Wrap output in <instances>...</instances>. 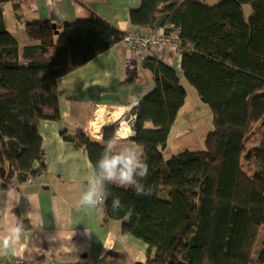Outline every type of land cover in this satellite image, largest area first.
Wrapping results in <instances>:
<instances>
[{"label": "trees", "instance_id": "16d2710c", "mask_svg": "<svg viewBox=\"0 0 264 264\" xmlns=\"http://www.w3.org/2000/svg\"><path fill=\"white\" fill-rule=\"evenodd\" d=\"M26 2L0 0L11 4L17 20ZM245 6L251 10L248 19ZM129 22L141 29H162L166 36L177 30L183 78L209 107L213 131L205 138L204 151L164 159L186 92L172 68L146 59L142 66L152 73L154 88L130 112L131 141L147 154L149 175L142 183L152 194L137 196L131 187L109 185L105 217L121 221L124 235L147 245L146 264H264V130L257 146L246 147L251 127L264 119V0H222L213 6L198 0H141L130 11ZM25 30L38 43L20 48L0 9L3 188L45 171L37 123L59 120L58 79L124 36L96 16L63 24L56 41L50 24L27 21ZM115 127L103 130L100 141L83 129L63 131L61 137L84 148L94 166ZM114 197L120 198L123 211L112 212Z\"/></svg>", "mask_w": 264, "mask_h": 264}, {"label": "crops", "instance_id": "0c3cea01", "mask_svg": "<svg viewBox=\"0 0 264 264\" xmlns=\"http://www.w3.org/2000/svg\"><path fill=\"white\" fill-rule=\"evenodd\" d=\"M186 1V0H182ZM209 6L218 0H198ZM221 1V0H220ZM141 0H27L21 18H15L11 4H0L6 30L19 47L30 44L25 22L54 25L58 34L65 23L84 21L91 16L113 25L123 34L157 36L162 29L148 30L129 22V13ZM57 35L53 32V40ZM177 34L173 29L168 36ZM37 44L38 41L32 40ZM146 59H155L172 68L182 85L181 54L177 43L161 49L152 47L138 57L120 43L93 58L57 81L59 120H40L37 132L46 169L31 183L3 188L0 181V237L23 222L29 228L15 245L0 251V264H146L147 245L122 233V223L107 219L103 208H86L79 197L92 165L84 148L74 147L61 132L83 129L100 141L103 130L115 127L114 137L133 143L130 112L153 88V75L143 68ZM128 115V136L118 131ZM150 129L151 125L146 124ZM154 252L150 254L153 258Z\"/></svg>", "mask_w": 264, "mask_h": 264}, {"label": "clouds", "instance_id": "9594fccd", "mask_svg": "<svg viewBox=\"0 0 264 264\" xmlns=\"http://www.w3.org/2000/svg\"><path fill=\"white\" fill-rule=\"evenodd\" d=\"M147 159V154L140 146L125 143L117 137L108 139L99 159L88 172L86 185L79 197L80 205L92 209L103 208L111 195L109 185L131 187L137 196H150L151 188L142 183L149 175ZM124 207L119 197L112 199V212L123 211ZM126 214L131 217L133 210L129 208ZM22 233V223L10 227L7 235L0 237V251L13 247Z\"/></svg>", "mask_w": 264, "mask_h": 264}, {"label": "rangeland", "instance_id": "374dc122", "mask_svg": "<svg viewBox=\"0 0 264 264\" xmlns=\"http://www.w3.org/2000/svg\"><path fill=\"white\" fill-rule=\"evenodd\" d=\"M250 13V7L245 6L244 15L246 19ZM30 42L34 43L32 40ZM182 86L186 92V99L168 134L167 148L163 151V157L166 160L184 151H204L205 138L213 131V117L209 107L199 100L195 89L184 79H182ZM128 118V115L124 117L121 120L122 123L126 124ZM263 130L264 119L251 127L246 140L247 148L258 145ZM242 165L244 167L246 165L244 160H242ZM260 242L261 237L257 239V244ZM257 253L258 248H255L253 256H256Z\"/></svg>", "mask_w": 264, "mask_h": 264}, {"label": "built area", "instance_id": "2783aa9c", "mask_svg": "<svg viewBox=\"0 0 264 264\" xmlns=\"http://www.w3.org/2000/svg\"><path fill=\"white\" fill-rule=\"evenodd\" d=\"M176 36L173 41L170 37L161 33L157 36H144V35H132L124 34L122 40L119 42L123 47L131 49L136 56L140 57L142 52L151 49L152 47L161 49L167 44L174 42L176 44ZM33 178L29 177L25 182L31 183ZM17 264H23L22 261H19Z\"/></svg>", "mask_w": 264, "mask_h": 264}, {"label": "bare ground", "instance_id": "6f19581e", "mask_svg": "<svg viewBox=\"0 0 264 264\" xmlns=\"http://www.w3.org/2000/svg\"><path fill=\"white\" fill-rule=\"evenodd\" d=\"M129 132H130L129 126L127 124H122L118 131V134L124 137V136H128Z\"/></svg>", "mask_w": 264, "mask_h": 264}, {"label": "water", "instance_id": "95a60500", "mask_svg": "<svg viewBox=\"0 0 264 264\" xmlns=\"http://www.w3.org/2000/svg\"><path fill=\"white\" fill-rule=\"evenodd\" d=\"M51 27H52V29L54 30V34L57 35V34H58V31L55 29V26L52 25Z\"/></svg>", "mask_w": 264, "mask_h": 264}]
</instances>
